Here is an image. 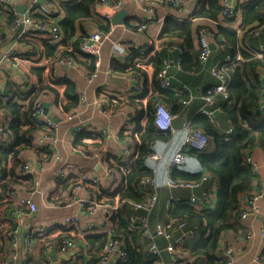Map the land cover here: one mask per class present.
Masks as SVG:
<instances>
[{
	"label": "crops",
	"instance_id": "0c3cea01",
	"mask_svg": "<svg viewBox=\"0 0 264 264\" xmlns=\"http://www.w3.org/2000/svg\"><path fill=\"white\" fill-rule=\"evenodd\" d=\"M33 1L34 0H15L14 11L16 15H19V11L21 10L27 12ZM73 1L74 0H58L62 10V20L65 18V5L68 4V2ZM147 1L149 0H125L124 6L121 9H126L129 12V16L125 18L124 23L122 24L114 25L112 22L109 23L112 27L111 39L113 41H121V43L126 46L128 55L116 56L112 49L111 42L106 41L101 50L100 73L93 84H88L86 82L87 75L95 70V66L92 67V64L90 63V57L85 56L78 51V47L75 48L69 46L72 45L71 43L74 41L77 42V40L68 41V48L63 46L64 35L60 41V48L61 51L67 52L64 56H72L74 58L69 65H58V62L54 61V58H48L41 45L42 52L39 45H24L22 42L17 44V49L20 51L21 55L6 60L4 64L0 66V88H5L9 81L16 82L24 91L27 87L31 90L34 86L37 87L42 83L51 86V88L43 95L44 105L48 110L47 114L53 120H60L58 129L56 130L59 143L54 147V150H49L47 146L41 145L39 140L42 136L43 130L39 127L33 141L35 146L20 153V157L23 153L26 155L24 162H29L36 172L41 173L39 185L46 193L45 198L39 196L34 197L38 205L37 213L28 217L23 225H20L19 230L21 235L25 236L27 232L39 225L52 226L55 222L52 221V216L55 215V212L59 214L61 213L62 216H59L57 220H62L65 216L71 214H78L81 217L80 224L71 226L67 229L62 227L61 232L52 229L49 238H46L43 241H41V238L39 237L35 238L33 264H44L42 244L51 243L57 245L58 237L63 233H67L70 239H74L77 245L83 247L89 252V243L86 239L88 236L87 232L89 231L87 225L94 223L95 226L91 232L103 235L111 231L114 222L117 220L114 219V217H116V214L121 210L123 204L120 206V209L117 212H114L109 218H106V215L101 210L96 214L88 215L76 206L71 208L53 209L49 204L54 197H60L62 200H66L68 197L71 198L73 195V183L81 179L85 174L99 176L102 179L98 184L84 185L82 189L78 190L77 196L94 198L108 204L117 203L116 191L118 188L122 187L124 176L119 173L118 178L113 180L105 176V168L107 165L115 162L123 164V162H126V159H128V156H124V151L127 148V145L125 139L122 138V135L125 134L129 136L131 146H135L136 140L134 138V133L141 127L140 124L143 114L138 124L136 122V118L139 116L136 113L138 107L136 108L131 97L142 94L143 88L148 89V93L145 97L147 100L145 103L148 102L149 97L152 96L154 91L153 68L149 62L159 51H161L160 49L154 54V56H145V60L143 61L145 63L139 68L145 73L143 79L139 76L142 92H130V87L134 84L133 77L137 76L132 71L125 68L126 65L130 63L129 50L135 49V46L141 48L148 40L160 36L162 31L167 27V20L173 19L179 22L189 20L199 2V0H184L182 11L177 12L170 5L171 0H153L150 3L155 8L159 21L148 24L145 30H140L138 24L144 16L143 7L149 3H145ZM249 1L250 0H242L240 9L236 13V17L231 19V21L221 19L219 22H207L206 24L209 26V29L212 32L217 33L218 26L222 25L224 28L239 32L242 17L246 11L243 10V6ZM75 2H81V0H75ZM107 11H109L108 8H101L97 4L95 6L93 17L81 20L76 24V37L81 40V37L84 35L102 28L103 25L106 24L102 19V15ZM115 14H113V16ZM2 24L4 27L7 26L5 20L2 21ZM17 34L18 31L16 28L11 32L8 42H10L15 35L17 36ZM223 39V36L220 37V41H223ZM210 43L214 46L212 49L210 47L211 52L209 59L204 63L200 62L199 69L193 72L178 68L174 53L165 51L161 52L163 58L168 60L171 65L170 73L172 75V87L175 86L177 89H182L187 92L191 98V100L182 106L184 109L181 111L180 115H176V118H183L185 123L191 122L192 119L201 112L205 105L203 100L204 92L217 82L212 71L213 66L218 61L231 55L228 47L216 41L214 35H211ZM239 43L242 47L254 52L264 51V25L247 36L240 32ZM197 45L200 47L198 39ZM148 52L147 55H150V49ZM27 54H31V58L27 56ZM139 59L140 57L136 60V64L139 62ZM34 67L46 68L42 78L37 77L35 74H29L31 68ZM51 76L54 77V80L56 79L55 83H52ZM61 80H69L74 84L75 92L80 98V105L77 110L70 113L77 112L82 119L90 118L91 127L93 128L91 131L76 132L74 127H71L70 124L65 122L64 116L66 113L63 112L59 102H62L63 104L67 103V99L64 96L66 86L64 83L59 82ZM184 86H188L190 91L185 90L183 88ZM118 100L121 102H118ZM220 101L221 99L216 98L211 107L214 113L217 111L219 112L217 116L214 115L215 117L221 116V112L218 109ZM146 121L147 118L145 123ZM183 126L180 129L176 128V133H171L172 136L168 140L157 141V150L163 157L161 162H154L149 159L152 163V167L155 165L157 167V186L159 194V199L155 208L152 212L148 213L151 227H155L159 222L168 221L169 208L166 205V201L172 196L188 202L192 196L199 195L201 190H209L217 196L219 183L210 179H206L203 182L201 190L197 193L190 188H172L168 186L166 163L172 158L174 152L184 141L185 131ZM224 126L225 123H220V128L222 130H224ZM101 130H105L106 134H102ZM81 147L91 152L93 157L85 158L78 151H75V148ZM57 154L60 155L59 160L56 158ZM249 156L256 165V171H254L256 178L253 183L251 195L263 193V197L259 202L260 211L258 214L250 216L246 220H237L239 228L237 230H228L222 235L219 250L224 255V249L228 245L232 246L234 249L233 255L235 258V264H264V236L262 234L264 228V151L261 147H255L250 152ZM11 162L12 160H10L9 163ZM39 162H43L45 165L44 170H40ZM183 165L192 172H198L200 170V166L196 163L193 164L191 162L187 164L185 162ZM3 166L4 165L1 164V169ZM59 166L62 168L61 176L52 180V174ZM20 173L22 175V172ZM21 182L25 181L21 180ZM17 186L18 187L16 188L22 190L23 193H26V190L28 189L27 185L24 187L21 183ZM247 197L248 196H244L242 198L241 201L243 205ZM129 204V207H126L128 208L127 212L129 213L127 218L146 214L145 211L134 209L132 207V202ZM63 211H66V213ZM15 228L16 226H7L5 228V235L7 236L8 232ZM199 237L200 232L195 238L188 240V242L191 240L196 241ZM145 240H147L150 245V241L147 238H145ZM155 240L161 248H164L167 245V240L160 235H155ZM1 241L2 239L0 240V243ZM7 241L8 239L4 240V242ZM76 250L80 253L79 248H76ZM161 259L166 264L172 263V255L167 251L163 252ZM52 260L55 264H85L83 255L78 257L72 256L70 259L67 255L63 256L61 254L60 257L53 252Z\"/></svg>",
	"mask_w": 264,
	"mask_h": 264
},
{
	"label": "trees",
	"instance_id": "16d2710c",
	"mask_svg": "<svg viewBox=\"0 0 264 264\" xmlns=\"http://www.w3.org/2000/svg\"><path fill=\"white\" fill-rule=\"evenodd\" d=\"M151 1L153 0L145 3L149 2L147 5H151ZM97 4L98 0H81V2L74 0L65 5V18L60 22L64 35L63 46L66 48L69 46L78 47L81 40L76 37V24L81 20L93 17ZM239 9L240 5L236 13ZM243 10L246 11L242 17L239 32L224 28L219 24H217L219 25L217 33L209 29L207 22H219L221 19L231 21V19L223 17L219 0H199L196 10L185 22L167 20V27L158 36L163 48L149 62L153 68L154 91L148 99V117L145 126L144 128L138 127L140 140V144H136L138 158L130 167L129 173L124 176L123 181L126 183V189L120 191V187L116 191L117 194L115 193L120 197L121 202L124 201L122 208L114 217L117 220L109 233L98 235L96 232H87L88 251L93 258H99L113 239L120 238L124 240L128 260L117 264H158L160 262L159 258L150 253L149 242L143 238L141 229L130 224L127 218L128 208L126 207H129L130 202L144 203L149 198L148 194L141 192L138 183L142 178L153 175L152 163L149 160L151 155L150 142L168 140L172 136L171 133L160 131L155 126L154 104L162 102L170 107L173 114L180 115L184 109L182 106H184L185 101L190 99L189 94L180 88L177 89L174 86L164 89L160 87L158 74L166 63L170 65V62L163 58L161 52H168L166 47H180L181 53L172 52L175 61L180 59V68L185 71H197L201 64L199 59L201 47L197 45V39L200 45V29L207 27L216 41L228 47L230 56L234 57L240 53L242 62L228 67L230 76V82L227 86L228 98L223 95L216 97L221 99L218 107L221 116L215 117L213 115L209 118L200 112L191 121L193 128L202 130L209 137V145L204 151L193 148L186 149V163H196L200 166V170L192 172L184 165V167L178 166L173 169L170 180L173 182H200L206 177L217 181L219 183L216 196L217 203L213 209H201L197 204L182 201L169 208L168 220L186 221L189 226L198 225L200 230H198V233L200 232L198 240L187 242L179 250L181 264H226L227 259L219 250L221 237L226 231L239 228L237 220L243 207L241 200L244 196L251 195L256 178L252 166L246 162V157L255 147H261L264 151V112L257 109L264 94V85L258 75L260 70H264V51H260L261 56H257L254 51L242 47L239 43L240 32L247 36L264 25V0H250L243 6ZM17 17L15 11L0 9V48L8 42L10 36L9 33L5 32L2 21L5 20L8 26H13ZM33 17L39 20L43 19L38 14ZM110 28L109 23L102 27L105 31ZM222 36L224 39L220 41ZM73 40H77V42L74 41L71 43L72 45L68 46L67 42ZM22 42L24 45H41L46 56L50 59L51 57L54 58L55 60H53L56 62L67 53L61 51L60 42L53 43L50 40H39L33 37H23ZM129 52L130 63L125 68L143 79L145 73L135 63L141 56L140 51L130 49ZM27 56L31 58V54H27ZM223 60L218 61L215 65L220 64ZM90 63L94 67L95 58L90 57ZM45 69L44 67H34L31 68L29 74H35L42 78ZM55 80L54 77L51 78L52 83H55ZM59 82L66 86L64 96L67 103L61 102L63 112L70 113L77 110L80 105V98L75 92L74 84L69 80ZM50 88L51 86L42 83L29 91H24L14 81H9L5 88H0V110L10 121V140L0 152L1 164L4 165L0 171V222L1 217L13 207L10 191L21 183L24 187L26 185L28 188L32 187L33 175L22 176L20 173L24 164L20 153L34 147L33 141L39 129V126L33 121L34 108L37 101L43 98L44 93ZM147 93L148 89L143 88L142 94L131 97L136 108L138 107L136 111L139 115L136 118L138 124L144 113L142 102ZM118 102L121 101L118 100ZM220 123H225L224 130L220 128ZM229 128L233 129L231 134L226 133ZM122 138L130 141L129 136L125 134L122 135ZM10 160H12L11 163H9ZM108 166L118 168L122 164L115 162ZM21 180L25 182H21ZM5 234L3 237L1 236L2 238L0 237V240L6 239ZM65 238H69L67 233L59 235L57 245ZM0 253H7L6 248L2 247L1 244Z\"/></svg>",
	"mask_w": 264,
	"mask_h": 264
},
{
	"label": "built area",
	"instance_id": "2783aa9c",
	"mask_svg": "<svg viewBox=\"0 0 264 264\" xmlns=\"http://www.w3.org/2000/svg\"><path fill=\"white\" fill-rule=\"evenodd\" d=\"M124 2L125 0H98L99 7H105L109 10L102 15V19L106 24L112 22L113 14H115L124 6ZM219 2L222 6L223 17L225 19H233L236 16L237 8L241 4L242 0H219ZM171 6L175 11L181 12L184 6V0H171ZM0 9L5 11H14L15 0H0ZM61 11V5L59 4L58 0H34L30 4L27 12L18 15L13 26L7 25L5 27V32L9 34H11L12 31L20 26L21 30L16 36V43L13 45L11 50L4 55V62L21 55L20 51L17 49V44L21 43V39L23 37H36L39 39L50 40L53 43L60 42L63 37L62 29L60 27V22L62 21ZM143 13L144 16L138 24L140 30H145L148 24L159 21L155 8L152 4L144 6ZM35 14L41 15L43 19L39 20L34 18L33 16ZM111 33L112 27L108 31L100 28L94 32L88 33L78 44V51L84 55L95 58V70L86 77V82L88 84H93L99 76L101 67V50L103 44L106 41L111 42L112 49L116 56L128 55L126 46L122 44L121 41H113L111 39ZM210 38L211 33L209 29L207 27H202L200 29L201 52L199 57L200 62L202 63L206 62L210 56ZM162 48V42L158 37L148 40L141 48H139V46H135V49H138L141 55L140 59L138 60L139 62H137V66L139 68L142 67L145 63L143 62L145 60V56H154V54ZM166 48L168 52H182L180 47L174 46ZM149 49L151 54L147 55L146 53L149 51ZM255 53L257 56H261L259 52ZM73 60L74 58L72 56L61 57L58 60V65H69ZM240 62H242V55L237 53L236 56H227L223 62L213 66L212 71L215 78L217 79V82L209 87L203 95L205 105L201 112L205 116L211 118L214 115L213 109L211 107L218 95H223L225 98H228L227 86L230 82L228 67L232 64L238 65ZM176 63L178 68H180V59H178ZM258 75L264 85V70H260ZM133 80L134 84L130 87V92L141 91L140 78L138 76H134ZM158 80L161 88L168 89L172 87V75L170 73V65L168 63L165 64L164 68L158 74ZM183 88L187 91H190L188 86H184ZM29 90L30 89L28 87L25 88V91ZM146 100L147 98H145L143 101L144 113L141 119V128H144L145 120L148 117V102L145 103ZM189 100H191V98ZM188 101H185V103ZM59 105L61 106V102H59ZM257 109L260 112H264V94L261 97ZM153 118L155 126L160 131L170 132L172 134L176 133V128L173 126V120L176 118V115L172 113L170 107L166 104L162 102H156L154 104ZM64 120L70 124L71 127H74L76 132H83L87 130L91 131L93 129L91 127L90 118L82 119L77 112L66 113ZM33 121L43 130L42 136L39 140L41 145L47 146L49 150H54V147L59 143V139L56 135V130L58 129L59 123L55 122L47 114L43 98L38 100L35 105ZM9 126V119L6 117L3 111L0 110V152L3 146L5 147L10 140ZM183 127L185 131L184 141L174 152L172 158L166 163L168 186L172 188L190 189L199 187L201 190L203 182L207 179L206 177H204L200 182H173L170 180L173 169L183 165L186 162V149L193 148L198 151H204L209 145V137L207 134H205L200 129L193 128L191 122L185 123ZM232 132V128H229L226 131L227 134H231ZM101 133L105 135L106 131L101 130ZM134 138L136 140L134 147L131 146V141L125 140L127 148L124 151V156H128L126 162H123L122 166H119L118 168L109 167L107 165L105 168L106 177L116 180L119 173H121L123 176L129 173L130 167L138 158L136 147L137 143L140 144L138 130L134 133ZM149 148L151 150L150 159L154 162H161L163 157L162 154L157 150V141L150 142ZM75 151H78L85 158L93 157L92 153L87 151L85 148H75ZM56 158L59 160L60 155L57 154ZM43 162H39L40 170L45 169ZM246 162L252 166L254 171H256V165L249 155L246 157ZM61 171L62 168L59 166L57 170L53 172L51 177L52 180H55L61 176ZM21 172L23 176H28L29 174L33 175L34 180L32 181V187L28 188L26 193H23L22 190L18 188L10 191L13 207L8 211V213L1 217L0 237H3V235L6 233L5 228L7 226H16V228L8 232L6 237V239H8L7 242L1 241L0 243L1 246L7 250V253H0V264H33V255L35 254V238L39 237L41 238V241H43L46 238H49L52 229L61 232L62 227L67 229L71 226L81 223V217L78 214H71L65 216L62 220L60 219L55 221L52 226L39 225L27 232L25 236H22L19 230L20 225H23L24 221L28 217L36 214L38 210V205L34 197L39 196L41 198H45L46 193L39 185L41 173L36 172L29 162H24ZM152 173V176L144 177L138 183V187L140 188L141 192L149 195L148 200L144 203H132V207L134 209L145 211L146 214L136 217L131 216L128 218V220L133 227L138 226L141 229L142 236L150 241L149 251L153 256L160 259L158 264H166L161 259V255L164 251H167L172 255L171 264H181L179 250L184 247L188 240L197 236L199 227L198 225L189 226L186 221L178 222L176 220L159 222L155 225V227H151L148 213L152 212L159 199L156 165L152 167ZM101 179L102 178L99 176L85 174L81 179L73 183V195L71 198L68 197L66 200H62L60 197H54L51 199L49 206L53 209L71 208L76 206L82 212L88 215L96 214L99 210H101L106 215V218H109L114 212H117L120 209V206L124 202H121L119 196H117L116 204H108L106 202L98 201L94 198L77 196L78 190L82 189L84 185L98 184ZM125 189L126 183L123 181L120 191H124ZM262 197L263 193L248 196L238 214V220H246L250 216L258 214L260 211L259 202ZM181 202L182 200L180 198L172 196L167 199L166 205L168 208H171L173 205ZM189 202L192 204H197L201 208L213 209L216 206L217 198L209 190H201L200 194L192 196ZM94 226V223L88 224V230L92 231ZM262 234L264 236V228L262 230ZM155 235H160L165 240H167V245L164 248L159 246L155 240ZM76 248H79L80 253L77 252ZM53 252H55L56 255L60 257L61 254L63 256L67 255L70 259L72 256L78 257L83 255L86 264H117L120 262L124 263L128 260V253L125 249L124 240L120 238L113 239L97 259L93 258L86 249L77 245L76 241L70 238L63 239L59 245H53L51 243L43 244L42 254L44 255V264H55V262L52 260ZM233 252L234 249L230 245L224 249V256L227 259L226 264H235Z\"/></svg>",
	"mask_w": 264,
	"mask_h": 264
},
{
	"label": "water",
	"instance_id": "95a60500",
	"mask_svg": "<svg viewBox=\"0 0 264 264\" xmlns=\"http://www.w3.org/2000/svg\"><path fill=\"white\" fill-rule=\"evenodd\" d=\"M20 14L24 13V10L19 11ZM129 16V12L126 9H120L116 12V14L113 16L112 19V23L114 25H119L124 23L125 18H127ZM21 30V26L17 28V31L19 32ZM16 43V35L10 40V42H8L7 44L3 45L0 48V66H2L4 64V60L3 57L4 55L9 52L11 50V48L13 47V45ZM213 44L210 45L211 49L213 48ZM47 108H46V112H47ZM48 113V112H47ZM218 111L214 113L215 116L218 115ZM55 120V119H54ZM57 123L60 122L59 119L55 120ZM185 123V120L181 117H178L176 119L173 120V126L175 128H182L183 124ZM196 193L199 192L200 188L196 187L193 189Z\"/></svg>",
	"mask_w": 264,
	"mask_h": 264
},
{
	"label": "rangeland",
	"instance_id": "374dc122",
	"mask_svg": "<svg viewBox=\"0 0 264 264\" xmlns=\"http://www.w3.org/2000/svg\"><path fill=\"white\" fill-rule=\"evenodd\" d=\"M232 22H234V21H232ZM230 23H231V22H230ZM34 146H35V144H34ZM21 158H22L23 160H25V159H26V155L23 153V154L21 155ZM63 212L66 213V211H63ZM59 216H61V213L59 214V213L55 212V215L52 216V221H53V222L56 221V220L58 219ZM61 217H62V216H61Z\"/></svg>",
	"mask_w": 264,
	"mask_h": 264
}]
</instances>
